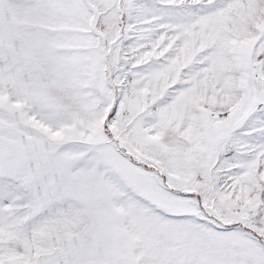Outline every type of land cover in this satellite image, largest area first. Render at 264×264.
Masks as SVG:
<instances>
[{"label":"rangeland","instance_id":"1","mask_svg":"<svg viewBox=\"0 0 264 264\" xmlns=\"http://www.w3.org/2000/svg\"><path fill=\"white\" fill-rule=\"evenodd\" d=\"M0 264H264V0H0Z\"/></svg>","mask_w":264,"mask_h":264}]
</instances>
